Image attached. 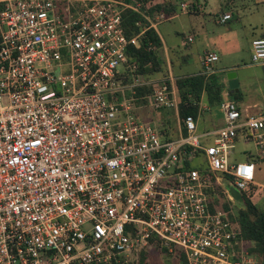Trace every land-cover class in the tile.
Returning a JSON list of instances; mask_svg holds the SVG:
<instances>
[{
  "label": "built area",
  "instance_id": "built-area-1",
  "mask_svg": "<svg viewBox=\"0 0 264 264\" xmlns=\"http://www.w3.org/2000/svg\"><path fill=\"white\" fill-rule=\"evenodd\" d=\"M139 7L0 0V264H130L156 245L184 264H258L227 187L240 193L254 178L252 160H231L236 142L264 161V101L246 112L221 100V125L195 132L193 116L178 114L166 56L162 76L127 55L144 29L127 38L124 10L151 28L167 19ZM216 59L203 52L201 74ZM249 60L264 64V31ZM159 108L170 120L152 115ZM208 109L199 101L195 117Z\"/></svg>",
  "mask_w": 264,
  "mask_h": 264
},
{
  "label": "crops",
  "instance_id": "crops-1",
  "mask_svg": "<svg viewBox=\"0 0 264 264\" xmlns=\"http://www.w3.org/2000/svg\"><path fill=\"white\" fill-rule=\"evenodd\" d=\"M234 1L235 0H215V4H213L211 7V12H209L208 10H204L207 6L206 0H178V3L187 2V8H189V10H187V12L176 13L174 16L169 18L173 19L174 22L177 23V25L173 23V25L171 26L172 28L169 27L172 33L179 34V39L177 40L175 38H168V34L166 40L159 33V31L157 30V26H160L163 21L159 22L152 28L157 34L161 43V49L163 51L164 59L166 56L168 61L169 54V57L172 61V71L178 76L196 74L200 72L201 68L199 61L202 53L205 51L214 52L217 56V59L215 61H218V64H213L212 68L214 71L212 74L216 75L222 84L221 99H233L240 107V109L246 112H252L254 110V106H257L264 101V94H262L263 96H261V100L255 99L254 96L247 95V90H243L241 88L242 83L239 79L238 74L228 70L232 69L229 67H233V64H227L225 58L236 54L242 49L243 46L242 42L240 41L241 36L239 33V29H236V25L232 24L230 20L239 18L237 11L244 9H247L248 11H257L260 6L264 5V0H244L241 4H237ZM235 7L239 8L236 10V12L232 9H235ZM223 13L229 14L230 16L225 21L220 22L219 18ZM253 21H255V19L250 17V19H247V24L250 26ZM260 24L264 26V24ZM181 28L185 31L183 32L179 30ZM259 34L260 31L258 35ZM187 36H190L192 40L185 43L184 41ZM246 45L247 51L249 52L250 38L246 40ZM189 54H193V57L196 59V63L195 66L191 68V70H185V66L188 64L187 60H189ZM255 65L257 66V68H260L257 69L254 67H250V64H244L240 67L255 69V71H252L253 74L258 73L256 70H260L262 75L264 76V64ZM224 69H227V71L229 72H227V74L224 76H220L219 73ZM256 77H254L255 81H257ZM260 90L261 89L259 84L256 83L254 92L258 93L260 92ZM203 100L204 98H202V103H204ZM201 113L197 115V118ZM220 125L221 123L218 126ZM218 126L210 130L215 129ZM257 163H255V165ZM250 190H252L250 200L253 203V197L255 195H257L258 199L264 196V184L262 185L261 183L252 181V183L248 184L247 191Z\"/></svg>",
  "mask_w": 264,
  "mask_h": 264
},
{
  "label": "trees",
  "instance_id": "trees-1",
  "mask_svg": "<svg viewBox=\"0 0 264 264\" xmlns=\"http://www.w3.org/2000/svg\"><path fill=\"white\" fill-rule=\"evenodd\" d=\"M128 1L139 2L140 12H143L151 20L158 14H163L169 19L175 15L178 6L177 0ZM137 21L138 24L136 23ZM121 26L127 38L137 35L144 29L143 32L138 35L139 46L133 47L129 45L127 48V55L132 61L136 62L138 71L153 75H167L168 70L161 49V43L153 28L148 26L147 20L138 12L124 10L121 15ZM168 66L177 92L178 114L180 117L188 114L195 117L197 114L198 102L202 96L205 97V101L209 105L218 103L221 100L222 84L216 75L210 74L205 76L201 74V72H198L196 74L178 76L172 71L171 59H168ZM163 68L164 71H162ZM161 72H163V74H161ZM139 92L138 90V93ZM168 113L171 114V110H168ZM167 116L168 118L171 117V115ZM250 154L249 152L248 155H245L246 160H253ZM247 190L240 192L241 202L236 205L237 212L235 218L239 225L240 236L250 244L249 251L256 257L258 264H264V208L257 207L250 200L252 190ZM216 201L217 199L215 202ZM221 205L225 206V203ZM158 248L157 245L154 247V249H157L168 257H166V260H169V264H184L183 255L177 249L167 252L165 248ZM148 258L149 253H147V250H140L138 252L137 263L130 264H148Z\"/></svg>",
  "mask_w": 264,
  "mask_h": 264
},
{
  "label": "rangeland",
  "instance_id": "rangeland-1",
  "mask_svg": "<svg viewBox=\"0 0 264 264\" xmlns=\"http://www.w3.org/2000/svg\"><path fill=\"white\" fill-rule=\"evenodd\" d=\"M206 1H207V6L205 7L204 10H208L209 12H211V10H212L211 7L213 4H215V0H206ZM243 1L244 0H235L234 2L237 4H241ZM177 2H178V0H177ZM202 3H204V2H202ZM232 9L236 12V10L239 8L235 7V9L234 8H232ZM254 11L255 10L248 11L247 9L237 11L239 18H237V19L235 18V19L230 20V22L232 24L236 25L235 26V27H237L236 29H239V33L241 36L240 41L242 42L243 46L239 52L225 58V60H226L227 64H230V65L233 64V67H229L232 69H228V70L238 74L239 79L242 83L241 88L243 90H247V95L254 96L255 99L261 100V96H263L262 94H264V76L262 75L261 71L256 70L258 73L253 74L252 71H255V69L241 68L240 67L244 64H250L251 65L250 67L257 68V66L254 63H251L249 60V52L247 51L246 40H248V38H250V40H251L252 37L254 38V36L255 37L259 36L261 34L262 30H264L263 29L264 26H262L260 24V23L264 24V5L260 6L257 11H255V12ZM250 17L255 19V21H253V23H251V25L249 26L247 24V19H250ZM261 20H263V21H261ZM173 23H175L177 25V23L174 22L173 19H166V20H163V23L160 26H157V30L165 39L167 38V34H168V38H173V39L175 38L176 40L179 39L178 38L179 34L172 33L169 29V27H171L173 25ZM179 30H181L183 32L185 31L182 28ZM259 31H260V34L258 35ZM188 57H189V60H187L188 64L185 66V70H188V69L191 70V68H193L195 66V63H196V59L193 57V54H189ZM168 59H170L169 54H168ZM214 63L218 64V61L213 62L212 66ZM169 65H170V63H169ZM259 68L260 67H258L257 69H259ZM162 71H164V68L162 69ZM229 71H227V69H224L223 71H221L219 73V75L224 76ZM161 74H163V72H161ZM254 77H256L257 81L254 80ZM256 83L259 84L260 89H261L260 92H258V93L254 92V87L256 86ZM175 91H176V89H175ZM202 98H204L203 102L207 104L204 96H202L199 99V101H201ZM218 103H214L213 105L207 104L209 107V109L207 111H203L199 115L198 118L193 117V120L195 123V132L198 133V132H201L204 130H210V129L218 126L221 123V112L219 110ZM168 110H170V109L159 108V109H156L154 112H152V115L155 116V118L159 117L160 115H162V116L171 115L172 112H171V114H169ZM140 112L143 115H147L149 110L141 109ZM169 120H170V117H169ZM170 126L175 127L174 122H172L170 124ZM249 152L253 153V147H252L251 143H241L240 141H238V142H236V144L233 148L231 160L232 161H242V160H244L245 155H248ZM252 161L254 164L258 162L255 165L256 167H255V175H254L253 181H256V182L261 183L263 185L264 184V161H260L257 159H253ZM253 201L257 207L264 208V196L261 197L260 199H258L257 195H255L253 197ZM147 253H149V258L147 259L148 264H169L170 263L169 260H166L168 257L159 251L147 250Z\"/></svg>",
  "mask_w": 264,
  "mask_h": 264
},
{
  "label": "water",
  "instance_id": "water-1",
  "mask_svg": "<svg viewBox=\"0 0 264 264\" xmlns=\"http://www.w3.org/2000/svg\"><path fill=\"white\" fill-rule=\"evenodd\" d=\"M224 185V183H222ZM227 191L229 192L231 198L234 200L235 203L241 202V195L239 191H237L234 187L229 186L227 187Z\"/></svg>",
  "mask_w": 264,
  "mask_h": 264
}]
</instances>
